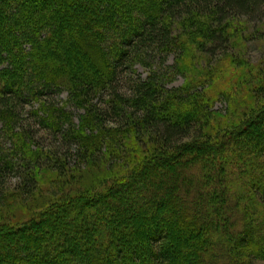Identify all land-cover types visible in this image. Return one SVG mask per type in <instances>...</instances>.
Masks as SVG:
<instances>
[{
    "label": "trees",
    "instance_id": "obj_1",
    "mask_svg": "<svg viewBox=\"0 0 264 264\" xmlns=\"http://www.w3.org/2000/svg\"><path fill=\"white\" fill-rule=\"evenodd\" d=\"M0 7V119L12 125L24 99L47 88L70 89L88 112L69 134L53 127L49 149L33 148L26 124L19 137L29 143L0 146V264L264 257V60L255 68L241 61L226 81L215 66L177 89L124 75L129 59L149 50L189 53L178 26H194L191 40L231 65L226 25L246 18L264 27V0H0ZM218 97L230 104L227 115L214 110ZM46 111L52 122L66 117ZM48 224L50 238L22 233Z\"/></svg>",
    "mask_w": 264,
    "mask_h": 264
},
{
    "label": "rangeland",
    "instance_id": "obj_2",
    "mask_svg": "<svg viewBox=\"0 0 264 264\" xmlns=\"http://www.w3.org/2000/svg\"><path fill=\"white\" fill-rule=\"evenodd\" d=\"M107 10L109 11L110 8L107 7ZM107 10L106 14L108 13ZM13 11L15 12L16 10ZM1 12H3L2 7H0V13ZM118 20L121 21L120 17ZM206 21L207 19L205 17H200L196 22L205 23ZM226 26L227 31L229 32L232 39L233 54L237 57V59L235 58L231 65L228 66L226 64H221L223 63V58H221L222 55H220L214 61L210 60L209 56L204 52L202 45L194 39L191 40L189 36L191 35V31L195 30L194 26H189L188 28L178 26L180 38L184 41L186 48L189 49V53L182 52L183 54H181V50L178 48H174L172 51L167 52L163 51L162 49H152L148 52L140 54L139 56H134L131 59L128 58L130 61V66H127L129 71L124 73L125 78L139 77L141 79L143 78L148 80L149 77H157L165 87L169 89H177L184 88L186 83L192 81L197 82V74L202 75L207 73L215 66H217L215 67L216 70H222V76L225 81L230 78V80H233L236 65L241 63V61L252 64L253 68L260 66L264 60L263 24H254L253 21L251 22L246 18H237L229 21ZM107 38H110V40L113 42L118 37L117 34H111V32L108 31ZM32 40L35 42L34 39ZM110 43V41L106 43V47H109ZM64 45L65 49L69 50V45H66L65 43ZM186 48L181 49L184 51ZM47 52H52V50H48ZM47 52L45 51V53ZM43 93L44 94H41L42 97L40 99L39 95L28 96L24 99L25 102L19 109V111H21V117L16 119V121L12 124L13 129L12 125L7 123L5 119H0V146L2 150L9 152L13 149H16L17 146L19 147V145H24V141L26 143L31 141V139L28 137L24 138V140L19 137V132L25 133L23 130L24 124H26V126L30 129V133H32L36 138L35 140L31 141L33 143V148H36V143H38L47 149H49L48 147L52 146L51 140L53 141V138H51V132L55 130L53 127H59V129H61L64 133L69 134L70 130H77L81 125H83L82 123L87 119L88 112L74 99V97L71 95L70 89L47 88L43 91ZM229 106L230 104H228L225 98L221 97L220 99L218 97L214 110L219 111L223 115H227V108H229ZM49 107L62 109V111L65 112L67 118L59 117L57 119V123L52 122L53 118H51V121L47 116L48 111H46V109ZM55 114L56 116H59V113ZM108 125L112 126L111 123ZM247 135L249 134L247 133ZM20 154L21 153H19V155ZM70 163H74L73 159L70 160ZM16 184H18L17 179L15 177H10L7 186L13 188L16 186ZM136 185L137 187L142 186L141 184ZM102 202L103 201H88L84 205L88 208H91L99 204L103 205ZM87 207L83 208L87 209ZM49 226L50 229L44 232L37 228L33 230H25L22 233L25 235V233L28 234L33 231V233H42V236L50 238V236H52L55 231L54 227L48 224V227ZM171 231L175 232V229L171 228ZM19 234H21V232L14 235ZM200 234L203 235V233ZM254 238H256V236H254ZM216 240L217 239H215L214 242H217ZM147 245H149V243H147ZM168 245L171 246L172 242L170 241ZM153 250L155 249L153 248ZM146 251L147 250L140 248L138 253L144 257ZM29 256H31L29 259L30 261L33 255L29 254ZM60 257H66V253L63 255L60 254ZM185 257L186 256L184 254L178 253L179 262L185 263ZM84 258L82 257L81 261L86 264ZM194 261L197 263V259H194ZM252 264H264V257L255 256L252 260Z\"/></svg>",
    "mask_w": 264,
    "mask_h": 264
}]
</instances>
